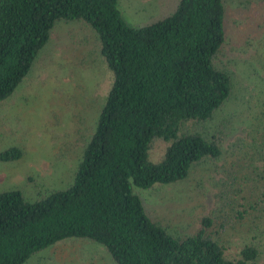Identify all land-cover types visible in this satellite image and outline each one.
Listing matches in <instances>:
<instances>
[{
	"label": "trees",
	"instance_id": "trees-1",
	"mask_svg": "<svg viewBox=\"0 0 264 264\" xmlns=\"http://www.w3.org/2000/svg\"><path fill=\"white\" fill-rule=\"evenodd\" d=\"M119 2L0 0V102L29 74L60 20L95 30L113 76L72 184L37 200L18 189L0 192V264H25L68 238L104 245L114 264H257V245L232 250L218 241L211 227L216 234L225 224L204 217L194 234L176 236L135 192L183 180L194 165L224 157L222 140L188 126L213 119L234 90L232 74L215 62L227 41L225 0H178L168 15L137 27L123 18ZM251 120L232 152L244 154L256 179L240 185L234 177L238 187L217 195L241 219L264 209V110ZM157 141L166 148L155 162ZM22 156L14 147L1 157Z\"/></svg>",
	"mask_w": 264,
	"mask_h": 264
},
{
	"label": "rangeland",
	"instance_id": "rangeland-1",
	"mask_svg": "<svg viewBox=\"0 0 264 264\" xmlns=\"http://www.w3.org/2000/svg\"><path fill=\"white\" fill-rule=\"evenodd\" d=\"M178 0H120L123 18L143 26L171 13ZM227 41L215 62L232 74L234 90L213 119L188 126L206 137L222 140L226 151L218 160H205L189 177L152 189L135 188L150 215L172 234H194L204 217L225 228L218 241L235 250L248 243L259 247L257 264H264V209L239 218L217 195L233 191L234 177L243 185L256 175L244 154L232 150L251 129L253 115L264 110V0H225ZM100 39L92 27L76 20H60L49 42L39 51L29 74L15 92L0 102V192L21 190L37 200L48 190L65 189L73 180L113 76L100 55ZM257 71V74L253 72ZM253 105V108H252ZM21 148L17 160L2 153ZM166 143L153 144L151 158L158 162ZM232 199H239L232 195ZM90 259V260H89ZM114 264L108 249L91 239L68 238L36 252L25 264Z\"/></svg>",
	"mask_w": 264,
	"mask_h": 264
}]
</instances>
